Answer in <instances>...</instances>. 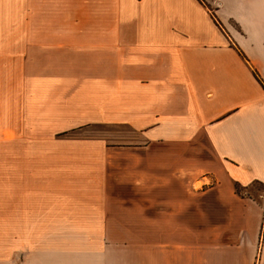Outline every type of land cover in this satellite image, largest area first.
Instances as JSON below:
<instances>
[{"label": "crops", "instance_id": "0c3cea01", "mask_svg": "<svg viewBox=\"0 0 264 264\" xmlns=\"http://www.w3.org/2000/svg\"><path fill=\"white\" fill-rule=\"evenodd\" d=\"M90 124L146 136L73 160L107 175L114 155L131 189L111 208H181L182 230L138 217L141 235L40 264H264V0H0V138Z\"/></svg>", "mask_w": 264, "mask_h": 264}, {"label": "rangeland", "instance_id": "374dc122", "mask_svg": "<svg viewBox=\"0 0 264 264\" xmlns=\"http://www.w3.org/2000/svg\"><path fill=\"white\" fill-rule=\"evenodd\" d=\"M118 129L90 124L63 134L28 132L20 139L24 144L0 138V264H40L41 253L66 248L97 250L102 239L113 242L146 231V224L133 222L138 217L149 218L152 227L148 230L153 235L164 228L182 230L181 208H149L147 213L146 208H111L115 192L130 191L131 181L115 179V157L110 150L107 175L99 174L103 165L98 161L88 168L82 161L74 164L76 157H102L99 152L104 144L114 148L118 144L140 146L146 141L144 134ZM95 142L102 144L93 145ZM103 176L106 179H100ZM53 188L99 207L105 202L108 208H54Z\"/></svg>", "mask_w": 264, "mask_h": 264}, {"label": "trees", "instance_id": "16d2710c", "mask_svg": "<svg viewBox=\"0 0 264 264\" xmlns=\"http://www.w3.org/2000/svg\"><path fill=\"white\" fill-rule=\"evenodd\" d=\"M234 188H235V191H236L237 194H241L242 188L238 184H235Z\"/></svg>", "mask_w": 264, "mask_h": 264}]
</instances>
